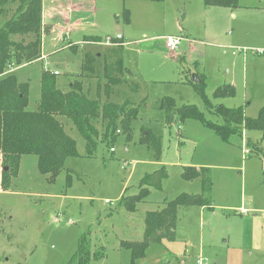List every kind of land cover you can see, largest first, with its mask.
Here are the masks:
<instances>
[{
    "label": "rangeland",
    "instance_id": "374dc122",
    "mask_svg": "<svg viewBox=\"0 0 264 264\" xmlns=\"http://www.w3.org/2000/svg\"><path fill=\"white\" fill-rule=\"evenodd\" d=\"M49 1L46 9L56 30L46 36V60L17 72L20 82L30 86L28 109L34 111L40 103L43 71L56 74L57 87L67 92L82 71L84 53L104 54L112 46L106 37L121 35L126 40L124 65L131 74L126 77L140 89L133 92L122 84L114 89L111 101L128 100V109L139 107V113L130 142L125 133L113 142L103 140L107 132L99 123L92 157H86L84 139L65 120L80 156L69 158L54 181L40 173L36 156L22 157L18 177L8 192H0V264H75L71 260L83 236L88 237L91 252L104 248L105 257L91 264H131L130 251L121 242L144 240L146 213L160 210L165 200L182 193L201 192L199 179L183 178L185 166L211 169L212 206L181 207L176 239L151 245L136 264H264V134L245 131L226 143L194 119L167 125L158 109L160 99L171 97L179 106L195 105L207 119L221 123L207 109L196 87L199 83L194 82L193 75H204L201 85L212 104L243 107L250 118L258 115L264 105V56L253 52L264 50V0H239L240 7L234 10L207 8L204 0H96L99 11L107 12L110 27L116 26L119 33L106 35L100 33L105 32L100 25L96 29L92 23L79 24L66 40L59 36L60 27L76 13L68 5L58 8ZM123 8L130 11L131 21L117 25L115 16H121ZM84 36L105 42L71 47L77 51L67 47L68 40L80 44ZM169 36L184 38L179 53L165 47ZM100 67L91 84L86 82L92 98L97 95ZM224 84L235 86L234 98L214 97ZM144 128L161 137L159 157L154 145L141 143ZM244 142L250 144L247 156ZM162 166L168 170L162 190L151 188L136 211L128 212L121 205L122 196L137 195L141 180Z\"/></svg>",
    "mask_w": 264,
    "mask_h": 264
},
{
    "label": "trees",
    "instance_id": "16d2710c",
    "mask_svg": "<svg viewBox=\"0 0 264 264\" xmlns=\"http://www.w3.org/2000/svg\"><path fill=\"white\" fill-rule=\"evenodd\" d=\"M160 3L164 0H152ZM207 8L224 7L232 10L240 7L239 0H204ZM43 0H0V191L8 192L12 181L18 177L23 156H36L38 169L42 175L54 181L65 170L69 158L79 157L77 142L66 132L65 120L69 121L86 143V157H92L98 144V124L105 126V139H112L125 133L127 142L132 140V123L137 119L139 107L129 108L130 102L123 104L111 101L114 89L127 84L129 90L138 92L137 82L127 79L130 72L124 65V37H111L112 46L106 53L96 54L86 51L82 61V71L78 74L67 92L57 87L56 74L49 70L41 75V97L37 109H28L30 86L20 82L13 68H20L41 60L42 38L46 32L42 18ZM119 20L124 24L131 21L130 11L123 9ZM86 45H100L99 37H85ZM185 60V58H182ZM101 62V65L99 64ZM101 66V67H100ZM101 76L97 77V95L91 97L90 82L97 68ZM94 75V76H93ZM200 76L197 90L204 98L210 113L222 120L221 123L206 118L195 105L179 106L171 97L158 102V109L165 114L167 125L185 123L194 119L213 130L222 141L228 143L234 136L243 132L257 130L264 134V105L255 118L246 115L245 108H228L223 104L214 105L207 98ZM104 81V84L102 83ZM236 88L232 84L219 86L214 93L217 99L234 98ZM101 140V141H103ZM142 144L154 145L156 157L161 154V137L150 129H143ZM249 142L247 146H249ZM160 148V149H159ZM264 156V154H263ZM183 178L199 179L201 192L196 195L182 193L173 200H165L163 207L146 213L144 220V240L122 241L121 247L130 251L131 264L146 256L153 244L163 240L174 241L177 236L178 210L181 207L210 208L212 206L211 169L206 167H183ZM168 178L166 166L147 174L140 182L139 193L121 198V205L128 212H135L151 194V188L162 190L163 182ZM72 177L67 174L70 186ZM1 234V226H0ZM105 257L104 248L91 252L87 236L79 242L78 250L71 263L91 264Z\"/></svg>",
    "mask_w": 264,
    "mask_h": 264
},
{
    "label": "crops",
    "instance_id": "0c3cea01",
    "mask_svg": "<svg viewBox=\"0 0 264 264\" xmlns=\"http://www.w3.org/2000/svg\"><path fill=\"white\" fill-rule=\"evenodd\" d=\"M48 3H51V2L49 0H43V7H42V10H43L42 18L43 19L42 20H43V25H44L45 29H47V30L43 34V38H42V58H41V60H39L41 62L46 60L45 46H46V38H48L46 36L53 34L56 30L55 26L52 24V19L50 18L49 10H47L50 6V4L48 5ZM54 3L58 4V8L63 7V5H68V8L70 9L71 13L72 14L76 13V16L73 19H72L71 15L69 14L65 18L66 24L60 27V32H59L60 35L59 36L63 37V39H65V40L71 38L73 33H75V31H76V27L79 24L89 25L90 23H92V26L95 27L96 29L100 25V27L103 29V31H105V32H100V33H105L106 35L119 33L118 28L116 26L114 28L110 27L108 17L106 14L107 12L105 10L102 12L99 11V9L97 8V1L96 0H54ZM88 17H90V18H88ZM119 17L120 16H115L116 21H117V25H120L122 22L121 20L118 19ZM90 19L92 22H90ZM118 36L123 37L121 35H118ZM85 37H87V36H84V39H85ZM90 37H94V36H90ZM111 37L112 36H107L105 40H107V38H111ZM84 39L81 41L80 44H73L68 40L69 45L67 47H70V49H71V47L75 46V45H86V43L84 42ZM103 42H105V41H103ZM180 49H182V48H180ZM71 50L77 51V49H71ZM261 50H263V49H261ZM177 53H179V52H177ZM253 54L256 55L255 52H253ZM234 56H236V55H234ZM245 56L246 55H244V57ZM248 56L245 57V60H248ZM34 63H36V62H34ZM28 65H30V64H28ZM24 66H27V65H24ZM24 66H22V67H24ZM20 68H18V69H20ZM18 69L16 70V73H15L16 75H17ZM0 192H2V191H0ZM202 209H204V208H202Z\"/></svg>",
    "mask_w": 264,
    "mask_h": 264
},
{
    "label": "built area",
    "instance_id": "2783aa9c",
    "mask_svg": "<svg viewBox=\"0 0 264 264\" xmlns=\"http://www.w3.org/2000/svg\"><path fill=\"white\" fill-rule=\"evenodd\" d=\"M184 42V38L183 37H176V36H169L167 38H165V46L166 48L172 52V53H177L179 51V48L182 46ZM240 53H243L244 55L247 54V51L246 50H242L240 51ZM234 54L236 55L237 52H234ZM255 54H260L261 56H264V50H257L255 52ZM243 140H246L245 139V134H244V137H243ZM243 144H245L244 146V156H247L249 154H251V152L248 150L247 148V144L246 142H244ZM246 158V157H244ZM56 221L58 222V219H56Z\"/></svg>",
    "mask_w": 264,
    "mask_h": 264
},
{
    "label": "water",
    "instance_id": "95a60500",
    "mask_svg": "<svg viewBox=\"0 0 264 264\" xmlns=\"http://www.w3.org/2000/svg\"><path fill=\"white\" fill-rule=\"evenodd\" d=\"M193 79L195 83H200V78L197 75H193Z\"/></svg>",
    "mask_w": 264,
    "mask_h": 264
}]
</instances>
